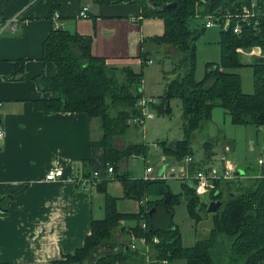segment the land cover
Here are the masks:
<instances>
[{"label":"trees","instance_id":"1","mask_svg":"<svg viewBox=\"0 0 264 264\" xmlns=\"http://www.w3.org/2000/svg\"><path fill=\"white\" fill-rule=\"evenodd\" d=\"M123 1L142 4L144 17H163L165 32L152 40L158 45H172L177 50L173 56V68L164 72V93L151 107L159 115H170L172 99L182 101L183 138L164 141L161 146L166 155L176 160L193 155L192 144L200 138L198 135L204 131L205 124L212 120L216 107L223 108L234 124L255 126L264 136V57L248 64L253 68V93L243 92L241 74L236 71L247 65L242 62L238 48L255 45L264 48V0H149L151 7L146 5L147 0H98V3ZM252 1H256L263 11L260 24L255 28L245 23L240 35L232 28L221 29L222 64L207 62L205 77L197 80V42L208 29L205 27L206 16L209 13L225 14L227 10L235 12ZM173 2L175 7L164 10V6ZM62 4L63 0H54L53 10H58ZM43 51L44 59L54 61L58 71L53 78L44 75L36 78L41 90L53 93L49 99L37 102L36 107L49 113L85 112L98 122L101 135L92 143L103 148L106 169L113 167L126 197L146 198L136 226L129 228L128 232L146 238L152 247L151 257L155 264L174 259H183L186 264L264 263V170L258 178L247 181L241 178L248 171L238 173L241 174L239 181H218L217 189L205 198L198 196L187 181L182 186L184 192L174 193L167 179L136 178L130 171H120L122 162L128 160V154L132 152H129L131 148L118 150L113 139L115 135L127 132L131 121L143 116L138 105L143 98V73L108 66L104 58L92 54L88 37L64 28L51 31ZM148 55L147 52L142 54L143 65L150 60ZM134 126L141 124L135 123ZM203 144L206 154L202 161L191 164L193 172L195 167L211 164L217 153L213 141L206 140ZM234 144L227 141L222 148L226 152ZM145 146L148 150L149 146ZM147 150L142 152L144 156ZM262 156L264 158V151ZM85 177H90L89 170H86ZM97 185L106 190L104 181ZM184 199L188 203V216L195 224L211 219L206 229L203 228L209 229L206 236L191 246L184 245L181 228L174 220L175 207ZM214 200L221 201V206L215 213H209L208 206ZM116 203L117 198L107 194L106 216L93 221L92 232L84 246L51 264H145L146 257L139 253L141 251L133 252L131 245L126 243L120 250L100 255L93 261L92 254L100 245L111 241L120 220L128 217L117 210ZM125 230L122 228L121 231ZM155 237L159 238L158 243L154 242Z\"/></svg>","mask_w":264,"mask_h":264},{"label":"crops","instance_id":"2","mask_svg":"<svg viewBox=\"0 0 264 264\" xmlns=\"http://www.w3.org/2000/svg\"><path fill=\"white\" fill-rule=\"evenodd\" d=\"M86 5L90 6L89 15L82 17L80 12ZM53 6L54 0H0L2 15L19 18L14 31L7 27L0 35V125L5 130L0 140V264H51L83 247L92 232L93 221L106 216L107 194L117 198V210L128 216L120 220L121 229L116 230L114 250H120L125 243L131 245L137 238V249L146 257L145 264H155L151 257L152 247L146 238L128 232L136 226L137 216L146 205L145 199L126 197L122 182L107 171L103 148L92 143L101 135L95 136L98 122L85 112L49 113L38 109L35 104L49 99L53 93L41 90L36 78L57 75L56 63L45 60L43 51L57 23L55 12L61 14L58 20L62 21L61 28L88 37L92 54L104 58L110 67L141 74L145 66L143 53L150 52L152 63L149 60L148 65L154 63L152 51L173 57L177 50L172 45H158L154 41L145 43L146 38L164 34L165 21L158 16L144 17L139 2L63 0L58 10L54 11ZM153 149H159L157 142L153 143ZM219 154L217 152L212 160L215 161ZM222 154L227 155V151L222 149ZM164 156L171 164L177 161L165 153L157 160ZM193 156L196 162L204 159L195 153ZM138 157L146 161L144 175L138 176L129 169L131 158L122 162L120 171H130L136 178L146 179L149 176L147 168L152 166L151 177L158 170L157 165H151L147 156ZM183 165L178 175L181 186L186 181L192 185L189 177L194 172ZM54 167L79 179L86 178V170L90 172L88 179H94V173L98 172V183L104 181L106 190L89 181L80 184L72 180H47V171ZM173 192L184 190L182 187V191ZM182 203L188 215L187 200ZM180 205L175 207V217ZM197 226L190 225L193 229ZM122 227L126 229L123 232ZM192 242L191 245L195 243Z\"/></svg>","mask_w":264,"mask_h":264},{"label":"rangeland","instance_id":"3","mask_svg":"<svg viewBox=\"0 0 264 264\" xmlns=\"http://www.w3.org/2000/svg\"><path fill=\"white\" fill-rule=\"evenodd\" d=\"M149 2L150 1L147 0L146 5L151 7ZM221 29L222 26L220 21H216L215 26L206 29L205 33L197 42V80H202L205 77L207 62H214L220 65L222 64L220 45ZM146 42H153V40L152 38H146L145 43ZM149 44L147 46L148 49ZM239 52L242 62L246 63L247 65L238 68L236 71L241 74L243 92L250 94L254 92L255 88L253 81V68L248 64H252L260 57H264V48L259 45H255L248 48L243 47L239 49ZM147 53L150 52L147 51ZM137 54L140 55V50H138ZM152 57L154 59V63L148 65L146 64L144 66L142 81L143 95L147 98L153 96L160 98V96L163 95L165 89L164 72H168L173 68V57H167L165 54L157 51H152ZM171 111L172 113L170 115L162 116L154 110V119L145 121L142 127L137 128L134 126L135 122L131 121V127H129L127 132L114 136L113 144L118 150H128L131 148L129 149V152L132 153L128 154L129 158H131L128 160V167L130 170L134 171L136 175H144L146 161L143 157L138 156L143 155L142 152L147 150L145 146L147 143H149V147L146 156L149 158L150 164L157 165L156 168L159 170V167L162 163L157 159L162 157L164 154L163 148L161 146L163 142L166 140L168 142H174L175 140L183 138V111L182 101L179 98L172 99ZM205 126L206 127L204 128V131L198 135L200 138L194 140L192 144V148L196 156H205L206 153L203 142L206 140L214 142L215 151L220 153L217 155V157L222 154V149L224 148L223 145L225 142L233 141L235 143L234 147L232 149L228 148L227 156L228 159L232 161L240 170H244L245 172L248 171L246 176H243L241 179L247 181L249 178H258V175H260L264 170L259 168L261 165H259L258 162L259 158L263 157L262 152L264 151V136L262 131L251 125L247 126L234 124L230 115H228L221 107L214 108L212 120L206 123ZM99 133L100 132L98 128H96L95 136L98 137L101 134ZM154 142L158 143V150L153 149ZM184 158L177 161L173 160V158H170L172 161L176 162L173 164L177 165V171L175 172V177H169L166 181L170 188L175 192L182 191V180H180L181 178H178V175L180 174V170L184 168ZM158 170L153 172L151 177L157 178ZM175 221L178 222L180 228L184 231L183 241L189 245H191L192 241L195 242L198 239L204 238L209 229H207V231L202 229H206L205 226H208L211 223V219L207 218L205 222H202V224L200 223L196 227L197 229L190 227L191 224H194L195 226V222L193 223L189 219L183 203L177 209ZM117 229H121L120 226H118ZM115 238L116 233L113 235V238L108 244H102L96 249V251L92 254L93 261H95L100 255L114 251L116 247ZM133 243L139 247V241L137 238L135 241H133ZM132 251L135 252L134 250ZM165 261L161 262L163 264L170 263L169 260ZM174 264H186V262L185 260L181 259L179 261H175Z\"/></svg>","mask_w":264,"mask_h":264},{"label":"built area","instance_id":"4","mask_svg":"<svg viewBox=\"0 0 264 264\" xmlns=\"http://www.w3.org/2000/svg\"><path fill=\"white\" fill-rule=\"evenodd\" d=\"M90 6L86 5L83 6L80 15L82 17H88L89 15ZM263 14V11L261 10L260 6L256 3V1H252L251 4L244 5L240 10H237L235 12L227 10L225 14L219 13L218 15L209 14L207 18V22L205 23L206 28H212L215 26L216 21H220V24L222 26V29L227 31L229 28H232L233 32L235 34H242L243 33V26L246 24L252 25L255 28L260 24L259 17ZM55 19L57 20V23L55 24V28H61L62 27V21L61 20V14L59 12H55ZM19 21V18L17 16L14 17H6L0 13V35L5 30V28L9 27L12 31L16 29V25ZM234 21V24L232 26V23ZM232 26V27H231ZM241 48H238V51ZM152 63V60H150ZM157 100L155 98H141L138 102V105L142 109L143 116L139 119H135V123H139L143 125L145 121L149 119H153L155 117L154 110L151 108L153 104H155ZM5 136V130L0 125V140H2ZM167 156H164L161 158V166L159 167V171L162 170V173L159 172L158 177H150V173L154 170L152 166H148L147 173H149V176L146 177V179H168L169 177H174L175 172L177 171V165L171 164L168 161H166ZM185 164L188 165V167L191 166L195 162V158L193 155L189 154L184 158ZM259 165L264 166V158H259L258 160ZM107 171L109 173H113V167L109 166ZM238 168L235 164L230 162L227 158L226 154H221L217 157V159L211 164H208L203 167H195L194 173L189 178L192 181V185L195 189V192L198 196L205 198L208 197L213 191L217 189V182L218 181H238L241 176V174H238ZM171 173V174H169ZM98 172L94 173V179L93 178H84L79 179L73 174H67L65 170L62 168L54 167L47 171L46 173V179L50 181L54 180H72L80 184H86L89 182H94V184H98ZM145 226V225H144ZM155 242H158V238H154ZM131 248L133 250L137 249V245L135 243L131 244Z\"/></svg>","mask_w":264,"mask_h":264},{"label":"water","instance_id":"5","mask_svg":"<svg viewBox=\"0 0 264 264\" xmlns=\"http://www.w3.org/2000/svg\"><path fill=\"white\" fill-rule=\"evenodd\" d=\"M151 1H154V0H151ZM175 6H176V3H174V2L173 3H169L166 6H164V10L171 9V8H173ZM159 173L161 174L162 170H160ZM237 173H241L242 174V173H244V171L239 169ZM191 186H193V185H191ZM220 206H221V201H216V200L211 201L209 206H208V212L209 213H215L219 209ZM0 211H1V204H0Z\"/></svg>","mask_w":264,"mask_h":264}]
</instances>
